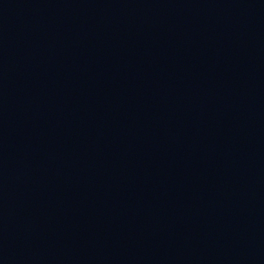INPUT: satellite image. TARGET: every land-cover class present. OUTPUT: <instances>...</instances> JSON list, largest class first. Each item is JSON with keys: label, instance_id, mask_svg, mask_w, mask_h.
I'll return each mask as SVG.
<instances>
[{"label": "water", "instance_id": "1", "mask_svg": "<svg viewBox=\"0 0 264 264\" xmlns=\"http://www.w3.org/2000/svg\"><path fill=\"white\" fill-rule=\"evenodd\" d=\"M0 264H264V0H0Z\"/></svg>", "mask_w": 264, "mask_h": 264}]
</instances>
